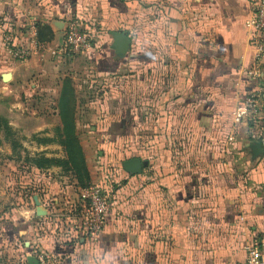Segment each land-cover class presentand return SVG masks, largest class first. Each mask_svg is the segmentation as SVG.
<instances>
[{
	"label": "crops",
	"instance_id": "0c3cea01",
	"mask_svg": "<svg viewBox=\"0 0 264 264\" xmlns=\"http://www.w3.org/2000/svg\"><path fill=\"white\" fill-rule=\"evenodd\" d=\"M0 6V32L11 30L29 51L21 62L0 45V83L11 75L3 84L8 93L32 78L33 93L46 89L43 80L60 82L58 98L71 59L61 54L68 23L89 32L92 48L81 58L111 80L102 92L111 87L113 94L110 105L102 96L97 111L98 153L119 169L120 180L105 226L91 239L77 224L72 209L80 211L81 203L69 190L54 203L44 199L55 194L58 170L34 168L31 185L15 190L10 213L0 217V264L9 252L20 259L18 252L33 249L55 264H243L245 244L264 239V54L258 60L249 39L251 0H0ZM37 24L50 27V42H36ZM115 32L130 40L125 54L112 48ZM257 90L258 114L235 124L242 98ZM39 119L35 131L60 126L59 118L53 125ZM21 122L16 127L27 131ZM29 143L38 152L54 146ZM135 157L147 167L131 176L120 162ZM0 191L6 203L11 191Z\"/></svg>",
	"mask_w": 264,
	"mask_h": 264
},
{
	"label": "rangeland",
	"instance_id": "374dc122",
	"mask_svg": "<svg viewBox=\"0 0 264 264\" xmlns=\"http://www.w3.org/2000/svg\"><path fill=\"white\" fill-rule=\"evenodd\" d=\"M9 35H12L11 30ZM5 36L4 32H0V45L5 51H7L8 47L3 41ZM7 55L9 56L8 53ZM81 56L82 55L71 56V59L68 60L69 62L67 63L68 66L66 67L69 68H65V71L59 80L69 77L75 90L76 135L82 148L86 166L90 175V185L100 186L104 190L107 189L110 201L112 196L115 195V191L118 189L120 183V180L117 178L119 176V172L117 170L119 169L117 167L115 168V165H107L105 160L102 158L103 156H100L98 153V151L102 149L98 146L100 136L96 133V121L100 116L97 115V111H101L99 109L101 102H103L101 99L103 98L102 96H104V101L106 102L103 103L104 105L111 104L110 101L113 94L110 93L109 89L112 88L110 87L106 90V92H102V89L105 91L106 85L111 86L112 82L108 78L97 77V70L91 66L85 65ZM31 82L32 78L25 81L23 85H11L10 93H8L9 90L7 91L3 89L4 85H7L9 81L7 83H3L4 85L0 83V117L4 118L8 122V125L14 134L13 139L17 142V146L15 145L13 147L11 145L12 140L10 138H6L5 134L0 131V188H6V190L10 189L11 191L10 195L7 196L8 199L6 203L0 199V217H5L4 213H10V203H14L13 201H15V190L21 186L28 187L31 185L33 179L31 171L35 168L33 165L34 160L40 157L59 160L65 159L64 151L56 143L49 144L54 145L51 150L40 152L33 150V145L29 143V141H31L36 144L46 145L47 143L44 142L45 140L55 138L54 131L56 128H51V133L47 129L35 131L34 128L35 123H37V119L39 118H42L41 120L43 122L51 125H53L55 121L56 123L58 122L56 111L57 98L55 97H57V90L61 83L54 81L51 85H49L43 80L41 81L42 86L46 89L40 93H33L30 88ZM25 91L30 92V98L24 96ZM30 99H32L33 102H31ZM39 99L41 101H39ZM15 101L20 102L22 106H14L13 104ZM39 103L41 104L39 105ZM8 110L18 111L20 117H17L15 114L10 115ZM104 114L106 116L107 113L105 112ZM22 120L26 123V127L28 129L27 131L16 127V124ZM47 133H50L49 137L46 136ZM47 152L54 156H45V153ZM50 168L58 170V173L55 174L54 181L56 184V190L55 194H50L45 197V201L48 203H54L56 202V198L63 199L64 191L68 190L70 191L71 197L76 196L79 199L83 189L78 187L71 174L66 173L61 167L57 166H44L41 170ZM25 176L26 178L24 180L27 183L25 184L26 186L22 184V177ZM5 178H7L8 181L5 182ZM2 196L3 195H0V197ZM28 197H30V193ZM28 197L26 201L30 202ZM25 253H29L31 256H37L39 254V252L34 251V249L31 252L20 251L17 255L20 254L22 257L18 259L16 258L17 256L15 253L12 254L9 252V254H6L8 256H3V264H26Z\"/></svg>",
	"mask_w": 264,
	"mask_h": 264
},
{
	"label": "built area",
	"instance_id": "2783aa9c",
	"mask_svg": "<svg viewBox=\"0 0 264 264\" xmlns=\"http://www.w3.org/2000/svg\"><path fill=\"white\" fill-rule=\"evenodd\" d=\"M250 42L257 49V59L264 54V0H251V14L246 22ZM3 41L7 45L8 54L17 61H25L29 56V51L20 48L16 39L11 35H6ZM92 48V41L89 32L77 21H70L64 34L61 47V54L66 57L82 55ZM251 77L258 78V72L251 70L248 73ZM261 92L259 90L248 93L242 98L237 111L233 113V122L239 124L245 115L250 118L258 114ZM107 189L100 186L91 185L84 189L79 200L80 211L72 209L77 224L81 226L91 239H96L105 226V214L109 211L111 203L109 201ZM245 261L243 264H264V239H255L244 246ZM35 257L39 264H55L44 254Z\"/></svg>",
	"mask_w": 264,
	"mask_h": 264
},
{
	"label": "trees",
	"instance_id": "16d2710c",
	"mask_svg": "<svg viewBox=\"0 0 264 264\" xmlns=\"http://www.w3.org/2000/svg\"><path fill=\"white\" fill-rule=\"evenodd\" d=\"M35 39L39 44L50 42L53 38V33L47 25H36ZM6 29V28H5ZM6 33L10 31L4 30ZM56 111L59 118L60 126H58L54 133L55 138L45 140L47 144L56 143L59 145L65 154L64 160L48 159L40 157L34 160L33 165L35 168L40 169L44 166H57L61 167L66 173L71 174L76 184L81 189L90 187V175L86 166L84 154L80 146L79 140L76 135V96L72 81L65 78L62 81L59 96L56 101ZM0 131H2L6 138H10L11 145L17 146L14 141V134L8 125V122L0 117ZM122 162H120L121 165Z\"/></svg>",
	"mask_w": 264,
	"mask_h": 264
},
{
	"label": "water",
	"instance_id": "95a60500",
	"mask_svg": "<svg viewBox=\"0 0 264 264\" xmlns=\"http://www.w3.org/2000/svg\"><path fill=\"white\" fill-rule=\"evenodd\" d=\"M113 38V46L117 53L125 54L127 51L130 40L121 33L115 32L111 34ZM3 83H7L11 79V75L9 73H5L1 77ZM122 170L128 175L134 176L141 174L142 170L147 167V161H142L139 158H132L126 161H123L121 164ZM27 264H39L38 260L33 256H28L26 258Z\"/></svg>",
	"mask_w": 264,
	"mask_h": 264
},
{
	"label": "flooded vegetation",
	"instance_id": "af4514ba",
	"mask_svg": "<svg viewBox=\"0 0 264 264\" xmlns=\"http://www.w3.org/2000/svg\"><path fill=\"white\" fill-rule=\"evenodd\" d=\"M122 164V163H121Z\"/></svg>",
	"mask_w": 264,
	"mask_h": 264
}]
</instances>
